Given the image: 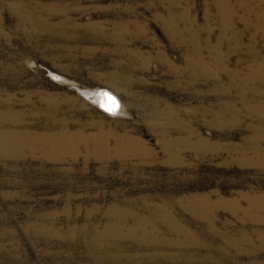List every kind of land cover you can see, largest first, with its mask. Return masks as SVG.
Listing matches in <instances>:
<instances>
[{
  "label": "rangeland",
  "instance_id": "1",
  "mask_svg": "<svg viewBox=\"0 0 264 264\" xmlns=\"http://www.w3.org/2000/svg\"><path fill=\"white\" fill-rule=\"evenodd\" d=\"M224 1L0 0V113L76 142L0 149V264H264V33Z\"/></svg>",
  "mask_w": 264,
  "mask_h": 264
},
{
  "label": "bare ground",
  "instance_id": "2",
  "mask_svg": "<svg viewBox=\"0 0 264 264\" xmlns=\"http://www.w3.org/2000/svg\"><path fill=\"white\" fill-rule=\"evenodd\" d=\"M231 1L232 0H225L224 2H222V4H224L223 8H225V29L228 32H231L232 30H234L233 19H234V16H236V13H237L236 9L238 8V9L242 10V12H243V14L241 15V19H242V21H244V23L247 27L253 26L259 30H262L264 33V0H238L237 7H235L236 5L235 6L232 5ZM36 5H38V4H35V6ZM250 15L254 16L256 18V22L251 20ZM237 16H239V15H237ZM31 19H33V18H31ZM258 32H260V31H258ZM227 36L229 37L228 34H227ZM238 37L239 36L233 35V36H230L229 39L227 38V40L239 42ZM231 54L232 53L229 52L227 54V57L225 58L226 66L228 65V63L230 61ZM251 60H252V62L250 64V72L248 73V75L246 77L247 81L244 80V81L240 82L241 84L239 86V97H240V99L247 98L250 108L252 110H255L256 105L254 106V103L257 104V109L261 108V107L264 108V101L262 103L261 98H260V96H262V94L264 93V91H263V93L261 92L262 88H260L261 85L264 84V60H261L260 53H253ZM235 78H236V74L231 73L230 74L231 81H234ZM228 87H230V86H228ZM226 92L229 93L230 88H227ZM101 95H102V93H101ZM104 96L105 95L101 96V99L104 100L103 102H105V100H107V99H104ZM114 101H115V99H114ZM107 103H109V106H111V104L113 105V103H111L110 100ZM261 103H262V105H260ZM105 105H107L106 102H105ZM113 109H115V106L113 107ZM8 116H10L9 113H5V114L0 113V122L3 120V118H7L8 120L6 122H10V124L12 123L11 127H13L10 130H1L0 129L1 130L0 131V149H1V151L7 152V151L15 149V148H19V147L22 148L21 146L36 147L35 146V145H37V144H35L36 142H38V144H40L42 147H51V148L56 149V150H63L65 147H67L66 146L67 144L75 145V143H76L74 141V137L72 136L73 139L68 137L69 135H67L66 131H64V130L59 132V133H43L41 135H37L35 133H32L30 131V129H28V128L22 129L19 126H17L16 123L13 124V122H16V120H12V118H14V117H12L10 119V117L8 118ZM261 119H262V121L264 120V111H263V117ZM2 128L4 129V127H2ZM100 143H101V141H100ZM105 143L102 142L103 146ZM127 144H129V143H127ZM121 226H123V225H121Z\"/></svg>",
  "mask_w": 264,
  "mask_h": 264
},
{
  "label": "snow or ice",
  "instance_id": "3",
  "mask_svg": "<svg viewBox=\"0 0 264 264\" xmlns=\"http://www.w3.org/2000/svg\"><path fill=\"white\" fill-rule=\"evenodd\" d=\"M112 103H114V101H112ZM109 110L114 111V109H109Z\"/></svg>",
  "mask_w": 264,
  "mask_h": 264
}]
</instances>
